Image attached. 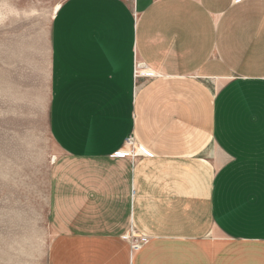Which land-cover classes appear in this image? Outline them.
<instances>
[{"label": "crops", "instance_id": "1", "mask_svg": "<svg viewBox=\"0 0 264 264\" xmlns=\"http://www.w3.org/2000/svg\"><path fill=\"white\" fill-rule=\"evenodd\" d=\"M49 68L48 264H264V0H65Z\"/></svg>", "mask_w": 264, "mask_h": 264}, {"label": "rangeland", "instance_id": "2", "mask_svg": "<svg viewBox=\"0 0 264 264\" xmlns=\"http://www.w3.org/2000/svg\"><path fill=\"white\" fill-rule=\"evenodd\" d=\"M65 0H0V264H48L51 34Z\"/></svg>", "mask_w": 264, "mask_h": 264}, {"label": "built area", "instance_id": "3", "mask_svg": "<svg viewBox=\"0 0 264 264\" xmlns=\"http://www.w3.org/2000/svg\"><path fill=\"white\" fill-rule=\"evenodd\" d=\"M145 68L146 67L144 65H142V64L136 65V72H135L136 77H138V76L148 77V73H147ZM127 146H130L133 150L131 152H126V151L121 152L120 154H118V156L120 158L136 159V158H138L140 156L147 155V153L144 150L140 149V151L138 152L135 149V143H134L133 138H129L127 140ZM127 240H128V242L130 244L132 252L140 251L148 243V239L147 238L137 235V233L133 229L128 234Z\"/></svg>", "mask_w": 264, "mask_h": 264}, {"label": "bare ground", "instance_id": "4", "mask_svg": "<svg viewBox=\"0 0 264 264\" xmlns=\"http://www.w3.org/2000/svg\"><path fill=\"white\" fill-rule=\"evenodd\" d=\"M60 8H61V7H60V6H58V8H57V13L59 12Z\"/></svg>", "mask_w": 264, "mask_h": 264}]
</instances>
